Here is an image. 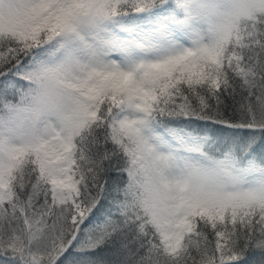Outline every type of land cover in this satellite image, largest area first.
Instances as JSON below:
<instances>
[{"label": "snow or ice", "instance_id": "1", "mask_svg": "<svg viewBox=\"0 0 264 264\" xmlns=\"http://www.w3.org/2000/svg\"><path fill=\"white\" fill-rule=\"evenodd\" d=\"M0 264H264V0H0Z\"/></svg>", "mask_w": 264, "mask_h": 264}]
</instances>
